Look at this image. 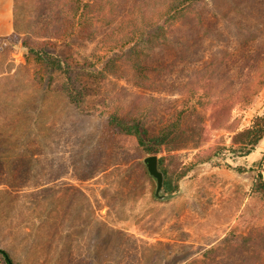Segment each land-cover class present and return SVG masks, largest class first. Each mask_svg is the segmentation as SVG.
I'll return each mask as SVG.
<instances>
[{"label":"rangeland","instance_id":"1","mask_svg":"<svg viewBox=\"0 0 264 264\" xmlns=\"http://www.w3.org/2000/svg\"><path fill=\"white\" fill-rule=\"evenodd\" d=\"M35 1H18L16 33L0 42V249L15 264H214L208 251L224 254L233 233L264 226L257 170L247 168L233 142L264 114L263 19L244 21L253 39L246 42L250 34L209 18L212 35L195 47L194 60H178L174 47L156 49L145 65L162 72L171 65L172 72L148 71L156 83L150 89L137 88L119 62L116 76L107 73L81 108L58 83L48 87L50 74L25 46L28 40L43 46L48 39L38 37L53 33L34 30ZM72 44L61 47L62 55L101 54L96 42ZM218 50L230 57L215 84L231 109L228 119L213 118L206 98L204 108L185 94ZM106 91L111 97L102 102ZM131 95L150 100H141L142 107L155 106L151 135L181 120L162 154L173 177L221 148L219 157L194 167L178 193L164 189L166 200L155 196L156 181L144 170L149 155L109 124V106L127 108ZM220 255V264H240L237 253ZM0 264H7L1 254Z\"/></svg>","mask_w":264,"mask_h":264},{"label":"trees","instance_id":"2","mask_svg":"<svg viewBox=\"0 0 264 264\" xmlns=\"http://www.w3.org/2000/svg\"><path fill=\"white\" fill-rule=\"evenodd\" d=\"M209 18L214 23H225L234 33L249 35L250 25H245L244 21L252 18L264 21V0H36L32 14L34 30L43 32L51 28L53 33L50 37H38L39 41L48 39L43 46L30 40L25 42V46L50 74L48 87L53 88L58 83L60 89L68 93L72 103L83 108L89 94L100 91L98 88L107 73L116 76L119 62L127 68L125 74L137 88L150 89L156 83L147 72L158 70L161 74L162 69L144 62L147 60L151 64L156 49L174 47L179 53L178 60H194L201 39L212 35L214 23L207 25ZM171 34L175 35L174 38ZM250 36L252 34L245 39L246 42L253 40ZM76 38L96 42L97 51L101 54H95L90 59L88 56L78 59L71 53L62 55L61 47L70 49ZM228 58L229 54L224 51H215L207 67L197 71L190 81L191 85L185 86V94L197 100L196 104L200 107L207 108L204 104V99H207L213 118L230 117L231 109L225 103L223 93L216 95L215 85L222 82L220 72ZM163 72L171 73V65L164 67ZM107 97H111L109 91L101 97L102 102ZM141 100L150 102L145 97L131 95L127 108L120 106L111 110L109 106V124L122 136L133 137L147 155H161L165 192L175 195L180 190V182L194 167L219 157L221 148L210 149L197 163L184 166L173 177L170 169L163 165L162 154L172 138L181 132V120L171 121L159 133L151 135L148 123L155 106L142 107ZM263 138L264 114L256 116L250 127L237 133L233 142L239 146V154L246 157L256 150ZM143 167L149 175L145 165ZM254 192L264 200V179L260 174ZM236 234L224 241L228 248L224 254L219 248H214L204 255L207 260H210L211 253L215 256L212 258L214 264H220L216 262L220 254V257L228 258L233 252L238 254L240 264H264V226L246 235ZM0 254L7 264H15L6 250L0 249ZM203 264L207 263L204 261Z\"/></svg>","mask_w":264,"mask_h":264},{"label":"crops","instance_id":"3","mask_svg":"<svg viewBox=\"0 0 264 264\" xmlns=\"http://www.w3.org/2000/svg\"><path fill=\"white\" fill-rule=\"evenodd\" d=\"M19 0H0V42L9 39L17 29V3ZM247 168L257 170L264 179V146H257L256 150L245 157Z\"/></svg>","mask_w":264,"mask_h":264},{"label":"water","instance_id":"4","mask_svg":"<svg viewBox=\"0 0 264 264\" xmlns=\"http://www.w3.org/2000/svg\"><path fill=\"white\" fill-rule=\"evenodd\" d=\"M144 164L150 174L156 181L157 187L155 191V196L159 200H166L167 195L164 193L165 187V173L160 166V156L159 155H149L144 159ZM7 260L10 262L9 258Z\"/></svg>","mask_w":264,"mask_h":264}]
</instances>
